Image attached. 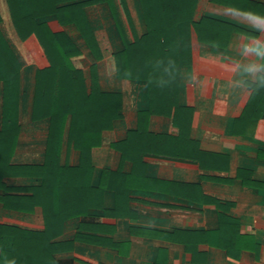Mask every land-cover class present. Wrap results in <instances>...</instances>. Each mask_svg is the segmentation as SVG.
Returning a JSON list of instances; mask_svg holds the SVG:
<instances>
[{"label":"crops","instance_id":"1","mask_svg":"<svg viewBox=\"0 0 264 264\" xmlns=\"http://www.w3.org/2000/svg\"><path fill=\"white\" fill-rule=\"evenodd\" d=\"M148 1L56 0L57 9L81 5L87 33L61 23L58 12L35 14V24L75 46L70 61L87 93L120 101L88 162L69 141L68 119L51 167L72 172L79 194L61 188L64 218L42 236L46 194L31 211L26 204L44 186L50 119H34V102L38 73L50 61L36 34L20 35L8 0H0V30L20 65L0 237L36 250L40 264H264V0H161L156 20L167 37L151 32ZM135 44L134 71L142 76L122 78L117 56ZM150 81L163 85L152 89ZM154 97L172 101L170 114L152 111ZM2 105L0 86V132ZM0 264H12L10 253Z\"/></svg>","mask_w":264,"mask_h":264},{"label":"trees","instance_id":"2","mask_svg":"<svg viewBox=\"0 0 264 264\" xmlns=\"http://www.w3.org/2000/svg\"><path fill=\"white\" fill-rule=\"evenodd\" d=\"M151 32H162L168 36L162 24H157L156 18L162 15L161 0H149ZM10 11L16 29L23 37L29 33L36 34L40 44L44 48L50 61V66L40 70L37 78L35 91L34 119H50V134L48 139L47 162L42 176L44 186L33 188V201L26 204L29 211L36 205L42 204L43 195L47 197V230L42 236H50L55 226H60L64 218L60 213V192L64 186H70L74 194H79V186L75 183L76 177L72 172L54 170L52 165L54 158L58 156L66 124L69 119V141L82 152L83 161L88 162L90 150L98 145L101 131L110 128L113 120L119 117L120 101L114 94H88L82 74L73 66L70 55L75 52V46L63 33H54L47 24H35L37 12L49 14L58 12L59 20L63 24L75 23L84 33L89 32V24L80 4H73L56 8V0H8ZM37 3L38 9L35 7ZM161 12V13H159ZM149 19V18H148ZM137 44L127 46L122 54L117 56L118 75L122 78L134 79L142 74L135 73L132 58ZM169 55L166 56V67L169 68ZM19 62L12 49L5 40L0 30V86L3 93V105L1 112L2 131L0 132V181L5 175H13L6 171L14 155L17 130L19 128ZM168 79V80H167ZM170 74L166 77L164 84H168ZM160 81H150L153 89ZM164 92V90H162ZM152 100V111H166L170 114L173 105L168 103H157ZM25 236L31 233L24 232ZM1 238V237H0ZM1 260L10 253L11 262L18 264H40L38 252L31 250L22 251L15 242H5L0 239Z\"/></svg>","mask_w":264,"mask_h":264},{"label":"clouds","instance_id":"3","mask_svg":"<svg viewBox=\"0 0 264 264\" xmlns=\"http://www.w3.org/2000/svg\"><path fill=\"white\" fill-rule=\"evenodd\" d=\"M259 85H260V86H264V76H261V77L259 78Z\"/></svg>","mask_w":264,"mask_h":264}]
</instances>
